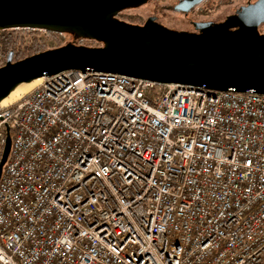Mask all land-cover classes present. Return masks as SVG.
I'll list each match as a JSON object with an SVG mask.
<instances>
[{
    "label": "built area",
    "instance_id": "2783aa9c",
    "mask_svg": "<svg viewBox=\"0 0 264 264\" xmlns=\"http://www.w3.org/2000/svg\"><path fill=\"white\" fill-rule=\"evenodd\" d=\"M7 130L0 264H264V95L69 70Z\"/></svg>",
    "mask_w": 264,
    "mask_h": 264
},
{
    "label": "water",
    "instance_id": "95a60500",
    "mask_svg": "<svg viewBox=\"0 0 264 264\" xmlns=\"http://www.w3.org/2000/svg\"><path fill=\"white\" fill-rule=\"evenodd\" d=\"M149 1L0 0V32L12 28L69 31L102 43H68L15 62L11 52L0 67V105L20 85L69 70L264 95V35L259 33L263 5L247 8L224 24L199 26L198 34L170 30L155 18L144 25L112 19ZM235 26L238 29L232 30ZM11 144L7 130L0 180Z\"/></svg>",
    "mask_w": 264,
    "mask_h": 264
},
{
    "label": "flooded vegetation",
    "instance_id": "af4514ba",
    "mask_svg": "<svg viewBox=\"0 0 264 264\" xmlns=\"http://www.w3.org/2000/svg\"><path fill=\"white\" fill-rule=\"evenodd\" d=\"M194 1V4L191 3ZM151 0L145 4L120 11L112 19L129 24L144 25L148 20L155 18L162 26L179 32L191 34L200 33L199 26L204 24H224L230 18L240 15L245 9L256 5H263L264 0ZM153 4L147 17L140 11L147 5ZM222 8L226 10H222ZM222 10V11H220ZM180 25V26H176ZM238 26L232 28L237 30ZM13 33L36 34L44 32L57 38L63 45L73 43L85 46H100L94 39L79 36L69 31H47L32 28H12ZM259 33L264 35V22L259 26ZM102 44V43H101ZM62 45V46H63Z\"/></svg>",
    "mask_w": 264,
    "mask_h": 264
},
{
    "label": "trees",
    "instance_id": "16d2710c",
    "mask_svg": "<svg viewBox=\"0 0 264 264\" xmlns=\"http://www.w3.org/2000/svg\"><path fill=\"white\" fill-rule=\"evenodd\" d=\"M23 39L24 36L21 33H13L10 30L0 32V67L6 63L11 52H13L14 61H20L47 50L39 41H34L27 48L23 47ZM100 45H102L101 42Z\"/></svg>",
    "mask_w": 264,
    "mask_h": 264
},
{
    "label": "rangeland",
    "instance_id": "374dc122",
    "mask_svg": "<svg viewBox=\"0 0 264 264\" xmlns=\"http://www.w3.org/2000/svg\"><path fill=\"white\" fill-rule=\"evenodd\" d=\"M154 5L151 3L150 5H147L146 7L143 8L142 11H140V13L144 16L147 17L148 15H150L149 10L151 7H153ZM227 9V8H226ZM224 8H222V10H226ZM220 10V11H222ZM176 26H180L177 25ZM24 36L23 42H22V46L23 47H28L30 46L34 41H39L41 44L45 45V47L47 48V50L49 49H54L57 47L62 46L63 44L54 36L46 34L44 32L41 33H36V34H25V33H21ZM7 60V59H6ZM13 61H14V57H13ZM15 62V61H14Z\"/></svg>",
    "mask_w": 264,
    "mask_h": 264
},
{
    "label": "bare ground",
    "instance_id": "6f19581e",
    "mask_svg": "<svg viewBox=\"0 0 264 264\" xmlns=\"http://www.w3.org/2000/svg\"><path fill=\"white\" fill-rule=\"evenodd\" d=\"M42 81V78L37 79L31 83H25L17 87L10 95L7 97L1 105H9L11 103L16 102L20 98H22L25 94L29 93L32 91L35 87H37Z\"/></svg>",
    "mask_w": 264,
    "mask_h": 264
}]
</instances>
